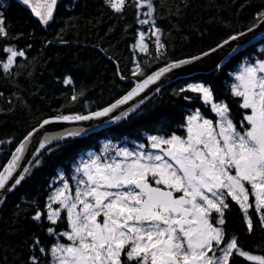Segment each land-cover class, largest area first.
Returning <instances> with one entry per match:
<instances>
[{"label": "trees", "instance_id": "trees-1", "mask_svg": "<svg viewBox=\"0 0 264 264\" xmlns=\"http://www.w3.org/2000/svg\"><path fill=\"white\" fill-rule=\"evenodd\" d=\"M156 27L160 28L163 55L157 52L150 25L138 23V10L132 0L123 13H115L105 0H63L52 24L44 27L31 12L15 0H0V13L5 19L7 37L0 38V170L18 145L44 120L63 115H86L103 109L127 94L136 82L156 71L216 48L233 35H239L259 23L264 0H153ZM139 9V19H144ZM146 31L147 52L135 45L139 32ZM25 50L17 57L10 73H5V47ZM264 39L236 54L222 67L208 74L180 79L154 94L143 106L107 130L71 139L45 150L30 167L25 179L8 196L0 210V264H30L33 255L41 264H51L50 255H42L57 242L48 228L67 231L66 210L52 224L46 219L51 182L61 167L70 173L81 151L101 149L102 140L112 144H132L144 134L186 136L187 117L199 109L215 121L217 115L204 105L199 94L181 93L191 83L210 87L215 101H226L230 115L239 122L250 110L240 107L241 98L231 95L230 86L244 62L264 58ZM139 62L141 73H136ZM71 77L73 84L63 81ZM83 93V95H80ZM77 95V99L70 98ZM190 96V101L185 100ZM245 127L247 125L245 124ZM105 133V134H104ZM104 134V135H103ZM38 161V163H37ZM64 169V168H63ZM69 179L73 180L72 177ZM225 213L229 236L238 238L246 252L264 256V228L253 210V231L249 234L242 213L231 199ZM44 215L33 220L36 211ZM65 237H60V239ZM59 239V240H60ZM232 264H256L236 255Z\"/></svg>", "mask_w": 264, "mask_h": 264}, {"label": "snow or ice", "instance_id": "snow-or-ice-1", "mask_svg": "<svg viewBox=\"0 0 264 264\" xmlns=\"http://www.w3.org/2000/svg\"><path fill=\"white\" fill-rule=\"evenodd\" d=\"M21 2L30 6L44 25L54 20L58 0ZM105 3L115 13H123L129 0H105ZM132 6L138 10V23L150 25L156 37V50L163 55L165 45L160 39L163 33L156 27L153 0H132ZM141 8L147 9L143 12L144 19H139ZM258 20L255 27L264 24V11L259 13ZM243 35H233L201 56L161 68L109 107L88 115H63L56 119L78 122L108 117L165 73L208 56ZM7 36L5 19L0 13V38ZM144 39L145 33L139 32L138 47L147 52ZM3 51L8 54L2 63L5 73L11 72L17 57L27 59L25 50L14 46ZM135 71L141 73L139 62ZM234 81L231 95L241 98L242 109L250 110L239 122V128L230 116L228 103L215 101L210 87L193 84L180 89L181 93L199 94L204 105L210 106L219 119L214 123L199 109L195 110L187 117L186 136L173 133L148 137L150 149L156 151L145 150L143 144L139 145V151L117 148L110 152L105 146L103 156L90 157L75 169L82 176L74 192L64 181L49 197L46 219L56 224L61 211L66 210L69 230L57 232L50 227L47 232L57 237V243L45 252L37 238L33 248L39 247L42 255H50L51 264H232L234 254L264 264V256L243 250L238 238L229 236L225 229L229 198L238 205L249 234L254 228L250 210L264 228V59L246 62L234 74ZM63 83L71 86L73 80L68 77ZM70 99L75 101L77 95ZM184 99L190 101L192 97ZM123 115L126 117L128 113ZM51 122L44 120L41 127ZM84 131L48 138L40 147L45 148L53 139L80 136ZM31 135L19 144L11 160L0 170V192L14 189L25 179L28 168H23L24 174L14 180L13 177L20 170ZM54 203L60 207L53 208ZM43 215L37 210L33 220L40 222ZM60 237H66L70 243H60ZM29 261L41 264L35 255Z\"/></svg>", "mask_w": 264, "mask_h": 264}, {"label": "water", "instance_id": "water-1", "mask_svg": "<svg viewBox=\"0 0 264 264\" xmlns=\"http://www.w3.org/2000/svg\"><path fill=\"white\" fill-rule=\"evenodd\" d=\"M15 1L18 4H20L21 6H23L25 9H27L29 12H31L32 15L34 16V18L37 21H39L42 26L47 27L48 25L53 23L54 20L50 21V23L47 26L44 25L39 20V18L36 17L35 14L31 11L30 6L24 5L21 2V0H15ZM62 1L63 0H58L57 7L54 11V19H55L56 13H57L58 6ZM252 29H253L252 31L247 30V31L243 32V33H245V35L240 36L237 40L231 41L229 44L225 45L224 47L219 48L216 52L211 53L208 56H202V58L197 60V61H193L190 64L183 65L180 68L173 69L172 71L165 73L163 76H161L154 83L148 84L144 88L143 91H141L138 95H136L132 100L128 101V103H126L125 105H121L119 108H117L112 113H110L108 117H102V118L93 119V120H89V121H78V122L77 121H71V122L59 121L56 119L57 117L47 119V120H50L52 122L44 125L43 127H41V125H40L39 127L34 129L30 133L32 135H31V138L29 140V143L26 145L25 152H24L23 157L21 159L20 170H18L14 174L13 180L16 178V176H18L20 174H24L22 172L23 168L30 169V167L34 164V162L37 160V158L45 150L49 149L50 147H52L56 144H59L61 142H65V141H68L71 139L86 137V136H89L91 134L98 133V132H101V131H104V130L110 128L111 126L121 122L125 118L132 115L137 109H139L141 106H143L154 94L158 93L162 88L166 87L167 85H169L175 81H178L180 79L190 78V77H193V76H196L199 74H208V73L216 71L217 69L222 67L223 64L227 60H229L231 57L235 56L236 54H238L244 50H246L249 47L256 45L258 42H260L262 39H264V24H260L259 27L254 26ZM143 81L136 82L134 88L131 89L129 92L133 91L136 88L137 84L142 83ZM127 94H125V95H127ZM111 105H109V106H111ZM109 106H107V107H109ZM100 110H102V109H100ZM125 112L128 113V115L126 117L123 115ZM86 115H88V114H86ZM117 116H119L121 118L120 119H114V117H117ZM79 129L85 130L80 136L68 137V138L62 139V140L53 139L50 144L45 145V148L42 149L40 147V145L42 143H45V141L48 138L63 137L65 135V133L76 131ZM27 137H29V135ZM14 153H15V151L13 152V154ZM11 158H12V156L10 157L9 161L11 160ZM24 175H26V174H24ZM9 183L11 184L12 181H9ZM14 189L5 190L3 192H0V210H1L4 202L6 201L7 196Z\"/></svg>", "mask_w": 264, "mask_h": 264}, {"label": "rangeland", "instance_id": "rangeland-1", "mask_svg": "<svg viewBox=\"0 0 264 264\" xmlns=\"http://www.w3.org/2000/svg\"><path fill=\"white\" fill-rule=\"evenodd\" d=\"M144 33H145V38H147L148 36H149V33L148 32H146V31H143ZM152 32V31H151ZM139 42L140 41H138V43L135 45V47L136 48H138L139 49V47H138V45H139ZM144 43L147 45V40L146 39H144ZM260 52H263L264 53V50H260ZM260 59H264V58H260V57H258L256 60H260ZM256 60H248L247 62H253V61H256ZM246 62H244L243 64H242V66L245 64ZM242 66L236 71V72H234V74L235 73H237L238 71H240L241 70V68H242ZM234 76V75H233ZM233 82H235V81H233ZM193 84H201V83H197V82H195V83H191V85H193ZM206 86V85H205ZM191 115V114H190ZM217 115V114H216ZM204 116V115H203ZM205 117V116H204ZM205 118H208V117H205ZM208 119H210V118H208ZM219 119V117L217 116V119L215 120V121H213L214 123L217 121ZM212 120V119H211ZM234 122V121H233ZM235 123V122H234ZM120 148V147H119ZM126 149H128V150H131V151H139L140 150V148H139V146L137 145L135 148H134V146L133 147H125ZM114 149H117V148H115V147H113V150ZM113 150H112V152H113ZM145 150H149V151H156V150H154V149H151L150 150V147L149 146H146L145 145ZM95 155H99V154H92V153H90V151H89V149H85V150H83V151H81L80 153H79V155H78V158H77V161H78V163H77V165H75V169L77 168V167H79V166H82V164L84 163V162H87L88 160H89V158L90 157H94ZM101 156H103V154H101ZM61 174H62V176H63V179H62V177L61 176H59V179H58V177L56 176V178L51 182L52 184H51V188H52V190L50 191V193H49V197L51 196V195H53L54 193H55V191L58 189V188H60V187H62L63 186V182L64 181H66L65 180V178H64V175H67V174H65V173H63V172H61ZM81 176H82V174L81 173H77L76 171H75V173H74V175H73V177H74V179L76 180V183H75V185L73 186L71 183H69L68 181H66L69 185H70V187L72 188V190H73V192L75 191V189H76V186H77V181L81 178ZM246 187H248V185L246 184ZM49 197H48V203H49ZM251 195H250V200H249V202L251 203L252 201H251ZM47 203V204H48ZM52 207L53 208H59L60 206L58 205V204H53L52 205ZM62 212L63 211H61V214H62ZM61 214H60V216H61ZM59 242L60 243H65V244H68V243H70L69 241H67V239H66V237L64 238V239H60L59 240ZM57 243V242H56Z\"/></svg>", "mask_w": 264, "mask_h": 264}, {"label": "flooded vegetation", "instance_id": "flooded-vegetation-1", "mask_svg": "<svg viewBox=\"0 0 264 264\" xmlns=\"http://www.w3.org/2000/svg\"><path fill=\"white\" fill-rule=\"evenodd\" d=\"M105 134V133H104ZM103 134V135H104ZM153 135H159V134H153ZM144 140H146V138H144ZM107 142H111V140L110 139H103L102 140V143H107ZM105 146H107L108 147V149L111 147V146H109V145H102L101 147L102 148H104V151H105ZM134 146V144H131L130 146H128L127 144H119V145H117V148H125V147H133ZM134 148H135V146H134ZM90 153H92V154H99V155H101V151H99L98 149H92V150H90ZM64 168V173H66L67 171H66V168L65 167H63ZM177 195H179V193H177ZM251 201H252V198H251ZM212 216H213V218H215L216 217V213H213L212 214ZM235 255V254H234Z\"/></svg>", "mask_w": 264, "mask_h": 264}]
</instances>
